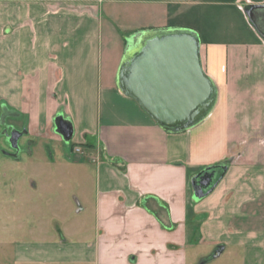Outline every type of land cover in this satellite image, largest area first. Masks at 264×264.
Segmentation results:
<instances>
[{"label": "crops", "instance_id": "1", "mask_svg": "<svg viewBox=\"0 0 264 264\" xmlns=\"http://www.w3.org/2000/svg\"><path fill=\"white\" fill-rule=\"evenodd\" d=\"M262 6L0 0V117L14 112L34 141L53 139L58 119L70 122L82 150L60 169L95 183L77 200L83 228L0 245V264H264ZM169 29L197 32L217 88L209 114L178 133L118 84L133 36ZM215 164L217 184L196 197L192 180Z\"/></svg>", "mask_w": 264, "mask_h": 264}, {"label": "water", "instance_id": "2", "mask_svg": "<svg viewBox=\"0 0 264 264\" xmlns=\"http://www.w3.org/2000/svg\"><path fill=\"white\" fill-rule=\"evenodd\" d=\"M264 7V6H262ZM264 37V34H263ZM118 84L122 92L138 102L141 108L165 131L178 133L190 129L212 110L217 99V88L203 68L199 35L189 29H169L142 32L133 36L120 66ZM56 130L65 141L73 137V126L61 120ZM26 131L13 129L9 134L15 156L20 150L19 139ZM226 170L227 166H223ZM195 195L202 198L210 179L196 185ZM218 248L209 260L219 256Z\"/></svg>", "mask_w": 264, "mask_h": 264}, {"label": "rangeland", "instance_id": "3", "mask_svg": "<svg viewBox=\"0 0 264 264\" xmlns=\"http://www.w3.org/2000/svg\"><path fill=\"white\" fill-rule=\"evenodd\" d=\"M15 115L5 108L0 117V245H6V250H11L15 241L40 235L54 238L63 229L71 234L87 224L84 215L77 213V200L83 198L86 185L78 182L74 173L60 169L61 162L79 154L77 149L82 147L73 139L65 141L55 127L50 132L53 139L34 141L24 136L19 155L8 156L4 152H12V148L4 134L6 125L24 126ZM62 150L68 157L60 156ZM92 182L85 193H91ZM75 238L73 234L70 237Z\"/></svg>", "mask_w": 264, "mask_h": 264}, {"label": "flooded vegetation", "instance_id": "4", "mask_svg": "<svg viewBox=\"0 0 264 264\" xmlns=\"http://www.w3.org/2000/svg\"><path fill=\"white\" fill-rule=\"evenodd\" d=\"M2 114H3V112H2ZM1 118H2V115H1ZM60 121H61V119H58L57 123H59ZM5 128H6V130L4 131V134H6V137H7L8 142H9V134L14 129V127L13 126L9 127V126L6 125ZM16 129L19 130V131H26L24 126L19 127V128L16 127ZM25 135H27V132H25V134L23 136H21V138H23ZM21 138L19 139V142H20ZM9 145H10V142H9ZM20 150H21V147H20ZM20 150H19V152H20ZM11 151L12 152L6 151L4 153H6V155H8V156H11L10 153L13 155V153L16 152L15 149H13V148H12ZM18 155H19V153H18ZM219 172H220V168H215V169L209 170L208 172H205V173L201 174L195 181L196 185L197 186H200V185L203 186L202 184H204L205 182H207L210 179V181H211L210 185L208 187L203 186L204 189L207 191L218 180Z\"/></svg>", "mask_w": 264, "mask_h": 264}, {"label": "trees", "instance_id": "5", "mask_svg": "<svg viewBox=\"0 0 264 264\" xmlns=\"http://www.w3.org/2000/svg\"><path fill=\"white\" fill-rule=\"evenodd\" d=\"M209 169H215V168H220V164H215V165H212V166H210V167H208ZM208 168H206L205 170H208ZM203 171V173L204 172H206V171Z\"/></svg>", "mask_w": 264, "mask_h": 264}]
</instances>
